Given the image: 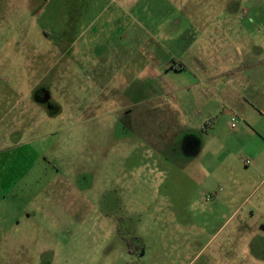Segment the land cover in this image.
<instances>
[{
    "label": "rangeland",
    "instance_id": "1",
    "mask_svg": "<svg viewBox=\"0 0 264 264\" xmlns=\"http://www.w3.org/2000/svg\"><path fill=\"white\" fill-rule=\"evenodd\" d=\"M219 2L148 0L121 23L100 19L73 56L71 17L0 0V264H190L204 245L193 264L223 247L230 264H264V181L239 166L264 160V0ZM227 13L239 18L203 23ZM175 55L189 72L164 67ZM152 58L194 84L178 104L143 71ZM252 63L258 89L215 71Z\"/></svg>",
    "mask_w": 264,
    "mask_h": 264
},
{
    "label": "crops",
    "instance_id": "2",
    "mask_svg": "<svg viewBox=\"0 0 264 264\" xmlns=\"http://www.w3.org/2000/svg\"><path fill=\"white\" fill-rule=\"evenodd\" d=\"M33 1H36V0H29V3L32 5ZM37 1H40L39 4H41L40 12H42V10L44 12L43 8L48 9L50 6L54 9H57V10L53 11V16H52L53 20L57 21L56 23H59L62 21L64 22L63 17H71L70 20L65 19V22H69V23L71 22L72 23L71 32L69 30L65 29L62 31L61 37L62 38H69V39L73 40V41L69 42L68 44H65V46L62 44L65 48L67 47V49L73 50V56L80 55V53L82 52V50H80V48H82L80 40L82 38H84V35L86 32H91V33L95 32L94 26L96 23L101 22L100 19H102L103 17L110 16L112 18L109 21L116 20L119 23H121L123 20V17L127 18L129 13L131 11H133L134 8H137L138 6H141L142 8H144L146 6V1H147V4H150V3H148V0H37ZM150 1H151V3H154L156 0H150ZM222 1H224V2L228 1L229 2V0H222ZM232 1H234V0H232ZM217 2H218L217 3L218 6H219L220 5L219 0H217ZM222 6L228 7L226 4L222 5ZM111 8H115V10H112ZM238 18L239 17H237L231 13H227V15H225V16H222V15L213 16V14H212V15H209L208 18H206V20H204L203 23H209V22L218 23L220 21L235 22ZM201 28L203 29V26H201ZM208 30H209V27L204 26V31H206L208 33ZM68 32H70L71 35H69ZM44 33L46 35H49V31H47V30H45ZM125 36H126L125 38H128V34H125ZM97 37H99V36L98 35L95 36L93 34L91 36H89V38H97ZM88 45H89V43H88ZM82 49H84V48H82ZM143 50H144V48H143ZM122 52H123V49L121 51V54H122ZM175 56L176 57H174L173 62H171V61H170V63L167 62L168 64L164 63V67L168 68V66L170 65L169 68L171 69L172 66H174L175 64H179L181 67L178 70H174L175 72H182V71L189 72L190 67H189V65H187L188 64L186 62L187 59L183 58V56H179V57L177 55H175ZM160 61L161 60H155L154 58H152V60H150V63H147L146 67L145 66L143 67V71L149 70L150 72H153V68H154L156 73L153 72L151 75L155 77L154 78L155 86L159 85L158 84L160 82L159 80L163 79V82H162L163 86L168 83L167 87L170 89V91H169L171 93L170 96H171L172 100L174 101V103L178 104L177 90L178 89H185V88L188 89L189 87L194 86V84L191 83L190 85H188V87L185 85L180 86V84L177 83L175 77L168 78V80H166V78H163L164 76H162L161 73H159V71H157V69L155 67V64L157 62H160ZM200 63H202V61ZM150 64H152L153 68H151ZM247 68H249L250 70L247 71ZM222 69L225 71L232 72L233 76H234V74H237L238 76L243 77L244 79H247L246 80L247 85L253 86L255 89H258L259 85L263 82L260 79L261 75L256 74L259 70L256 63H252V64L245 66V68L243 70L240 66L234 65V64H232V65H230V64L223 65L222 64L220 67H217L216 70L215 69H213V70L220 71ZM246 71L247 72L252 71V72L247 74ZM98 76H100V78H102V79L107 77L105 75H102V72H98ZM231 82L232 81H228V84H232ZM178 85H179V87H177ZM219 86H220V84H217V86H216L217 89H216V92L214 93L215 96H221V94L218 93ZM224 86L226 87V84H224L223 87ZM232 86H233V88L236 87L235 85H232ZM256 91L257 90L252 91L251 93H249L248 96L251 98L252 97L256 98L257 97V95L255 93ZM225 92L227 93L226 95L228 97H231L232 93L235 92L234 97H236V98L239 97V99H240V96L242 95V94L240 95V93L236 94L237 92L235 90L234 91H232V90L226 91L225 90ZM211 93H212V91L210 93L205 92L206 95H209ZM226 95L223 97H226ZM176 108L179 110L180 113H182V115L184 114V112L180 106L176 107ZM207 126H205V128H207ZM231 127L233 129H235L236 125L232 124ZM251 156H252V161L250 159H246L243 161L239 159V161H240L239 166L243 170H245L243 167L248 168L252 165V170H250V172L249 171L248 172L252 173L253 175H256V178L258 176L259 177L258 179H261L263 182L264 181V160L262 159L261 154H258V153L251 154ZM245 161H249L250 164L247 165L245 163ZM247 178L249 179V177H247ZM249 180H247L244 184L249 186L250 185ZM256 189H255V186L252 185L251 187L245 188V191L253 193ZM224 192H226V191H222L223 194L222 193L217 194L216 198L220 199V197L222 198L225 196H230V194L232 195V197H234L233 196L234 193L232 191H231V193L228 192L229 194L224 193ZM203 196H204L205 202L199 204L198 205L199 207H202V206L207 207V205H205V203L207 204L208 197L206 194L205 195L203 194L201 196V198H203ZM237 196H240V193ZM241 206H242V204L239 207L237 205V209L235 212H237L241 208ZM202 228L205 231H207V228L203 225H200L196 228L191 227L190 230H197L199 232H203L204 230ZM221 229H219V231ZM242 229L243 228L241 225L236 227L237 231L242 230ZM198 236H199V234H195V237H198ZM237 237L240 238V235ZM236 241L238 244L239 240H236ZM208 243L209 242L207 241L206 245ZM205 247L206 246L204 245L202 247L201 251L194 255L195 256L194 258H187L190 261V264H193L196 262V260L198 259L197 257L199 256V254L201 252H203ZM223 249H224V247L221 249V251H215L213 254H211L213 256H211V258H208L207 264H230L231 260L234 259L233 258L234 252L232 253V250L227 251V249H225V250H223ZM219 260L221 261V263L219 262Z\"/></svg>",
    "mask_w": 264,
    "mask_h": 264
},
{
    "label": "flooded vegetation",
    "instance_id": "3",
    "mask_svg": "<svg viewBox=\"0 0 264 264\" xmlns=\"http://www.w3.org/2000/svg\"><path fill=\"white\" fill-rule=\"evenodd\" d=\"M36 97H37V100H35V101L38 102V104H41V102H42V98H41L40 96H38V95H37ZM46 100L49 101V100H50V97L47 96V97H46Z\"/></svg>",
    "mask_w": 264,
    "mask_h": 264
},
{
    "label": "built area",
    "instance_id": "4",
    "mask_svg": "<svg viewBox=\"0 0 264 264\" xmlns=\"http://www.w3.org/2000/svg\"><path fill=\"white\" fill-rule=\"evenodd\" d=\"M180 65L179 64H175L173 67H172V69H174V70H178V69H180ZM245 163L247 164V165H249L250 164V162L249 161H245Z\"/></svg>",
    "mask_w": 264,
    "mask_h": 264
}]
</instances>
